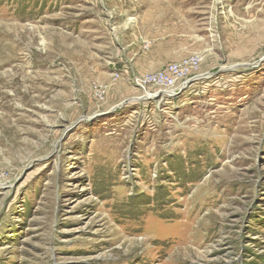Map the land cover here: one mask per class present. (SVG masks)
Returning a JSON list of instances; mask_svg holds the SVG:
<instances>
[{"label": "rangeland", "instance_id": "obj_1", "mask_svg": "<svg viewBox=\"0 0 264 264\" xmlns=\"http://www.w3.org/2000/svg\"><path fill=\"white\" fill-rule=\"evenodd\" d=\"M0 183V264H264V0H0Z\"/></svg>", "mask_w": 264, "mask_h": 264}, {"label": "built area", "instance_id": "obj_2", "mask_svg": "<svg viewBox=\"0 0 264 264\" xmlns=\"http://www.w3.org/2000/svg\"><path fill=\"white\" fill-rule=\"evenodd\" d=\"M200 62L198 56H190L177 63L168 64L159 71L145 73L135 83L138 88L147 90L148 96L171 99L197 81L200 75H196L195 72Z\"/></svg>", "mask_w": 264, "mask_h": 264}, {"label": "bare ground", "instance_id": "obj_3", "mask_svg": "<svg viewBox=\"0 0 264 264\" xmlns=\"http://www.w3.org/2000/svg\"><path fill=\"white\" fill-rule=\"evenodd\" d=\"M226 68V67H225ZM234 68V67H233ZM208 74L209 73H206V74H204L203 76H198V78H197V80L198 81H195L191 86H189L190 87V89H191V87H195L198 83H200L201 81H204V80H209V79H211L212 78V76H208ZM204 79V80H203ZM152 96V95H151ZM151 96H148V95H144L143 96V98H140V99H131V100H129V102H136V101H139V100H141V101H143L144 102V100L145 99H148V98H150V99H152V100H157L156 102H157V104H159V102L161 101V100H164L165 98H158V97H151ZM166 100H169V99H166ZM167 102V101H166ZM10 184H8V183H0V191H3V190H5V189H9L10 187Z\"/></svg>", "mask_w": 264, "mask_h": 264}]
</instances>
